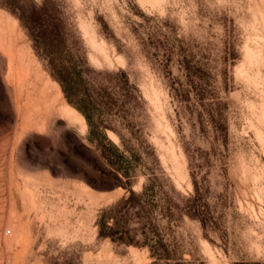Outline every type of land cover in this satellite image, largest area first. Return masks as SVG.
<instances>
[{
	"label": "rangeland",
	"instance_id": "rangeland-1",
	"mask_svg": "<svg viewBox=\"0 0 264 264\" xmlns=\"http://www.w3.org/2000/svg\"><path fill=\"white\" fill-rule=\"evenodd\" d=\"M0 264H264V0H0Z\"/></svg>",
	"mask_w": 264,
	"mask_h": 264
},
{
	"label": "trees",
	"instance_id": "trees-1",
	"mask_svg": "<svg viewBox=\"0 0 264 264\" xmlns=\"http://www.w3.org/2000/svg\"><path fill=\"white\" fill-rule=\"evenodd\" d=\"M59 79L63 84L64 79L61 76H59ZM88 118L90 119L89 116ZM103 137L106 140H108L106 142V145L113 144L112 141L108 139L106 136L103 135ZM96 140H98V145L100 146V148H102L103 151V147H104L103 143H101V141L99 142V138H96ZM102 153L104 154L102 155L104 156L106 161L113 166L115 172L121 173L124 176H129V174L121 167V165H119L110 155L105 154V152ZM126 185L129 187V191H130L129 195L127 196L125 195L116 203H113L101 209L99 217L97 219V224L99 226V236L111 237L112 239H117L121 242L135 243L141 246H148L150 247L152 254L155 255L157 259L163 258L162 256H164V253H162L161 250H164V248L160 243L161 242L160 234L158 233L157 229L143 226L141 228L142 239L136 240L135 237L129 235L128 230H124V229L119 230L118 228H115L113 223V220L116 219L115 213H119L121 215V220L124 222V225H128L131 216L134 217L138 216L141 219H145L144 225H149V224L151 225L154 221V217L152 218V216H150V214L148 213L142 214L139 212L136 213L131 212L132 210H134V208L137 205H141V203L146 201L147 199L155 200L156 191L154 189L153 184L151 183L150 185L149 184L145 185L140 193H137L131 187V181H126Z\"/></svg>",
	"mask_w": 264,
	"mask_h": 264
},
{
	"label": "bare ground",
	"instance_id": "bare-ground-1",
	"mask_svg": "<svg viewBox=\"0 0 264 264\" xmlns=\"http://www.w3.org/2000/svg\"><path fill=\"white\" fill-rule=\"evenodd\" d=\"M68 110H69V109H68ZM65 111H66V110H65ZM68 114H73V113H69V112H68Z\"/></svg>",
	"mask_w": 264,
	"mask_h": 264
}]
</instances>
